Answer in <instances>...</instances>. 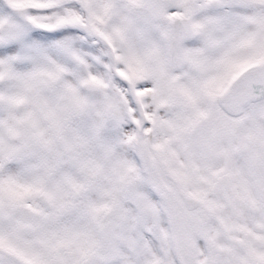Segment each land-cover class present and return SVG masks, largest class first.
Segmentation results:
<instances>
[{
  "label": "snow or ice",
  "instance_id": "obj_1",
  "mask_svg": "<svg viewBox=\"0 0 264 264\" xmlns=\"http://www.w3.org/2000/svg\"><path fill=\"white\" fill-rule=\"evenodd\" d=\"M0 264H264V0H0Z\"/></svg>",
  "mask_w": 264,
  "mask_h": 264
}]
</instances>
